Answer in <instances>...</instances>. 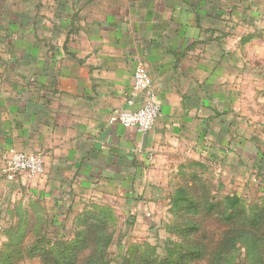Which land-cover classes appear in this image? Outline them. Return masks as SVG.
I'll list each match as a JSON object with an SVG mask.
<instances>
[{
  "label": "crops",
  "instance_id": "1",
  "mask_svg": "<svg viewBox=\"0 0 264 264\" xmlns=\"http://www.w3.org/2000/svg\"><path fill=\"white\" fill-rule=\"evenodd\" d=\"M228 1L0 0V230L14 202L11 176L61 218L89 192L146 199V180L174 151L233 148L224 137L230 72L210 45L246 19L242 10L262 16L264 0H235L246 3L239 12ZM138 65L160 109L146 134L110 122L142 103L132 86ZM14 153L40 156L43 173H5Z\"/></svg>",
  "mask_w": 264,
  "mask_h": 264
},
{
  "label": "rangeland",
  "instance_id": "2",
  "mask_svg": "<svg viewBox=\"0 0 264 264\" xmlns=\"http://www.w3.org/2000/svg\"><path fill=\"white\" fill-rule=\"evenodd\" d=\"M235 2V12L246 6ZM242 11L246 19L210 45L230 72L224 137L233 148L174 151L146 180V199L89 192L67 202L62 218L11 176L0 264H264V3L257 19Z\"/></svg>",
  "mask_w": 264,
  "mask_h": 264
},
{
  "label": "built area",
  "instance_id": "3",
  "mask_svg": "<svg viewBox=\"0 0 264 264\" xmlns=\"http://www.w3.org/2000/svg\"><path fill=\"white\" fill-rule=\"evenodd\" d=\"M134 92L142 95V103L125 114L111 116L110 122L133 130L139 134L150 132L160 115L159 105L152 90L151 81L146 70L138 65L132 74ZM132 106V101H129ZM4 172L7 174H26L29 177L43 173V161L40 156L14 153L4 161Z\"/></svg>",
  "mask_w": 264,
  "mask_h": 264
},
{
  "label": "trees",
  "instance_id": "4",
  "mask_svg": "<svg viewBox=\"0 0 264 264\" xmlns=\"http://www.w3.org/2000/svg\"><path fill=\"white\" fill-rule=\"evenodd\" d=\"M262 161H263V157H261V159H260V161H259V162H260V163H262ZM55 218H57V217H55ZM61 218H62V217H61Z\"/></svg>",
  "mask_w": 264,
  "mask_h": 264
}]
</instances>
